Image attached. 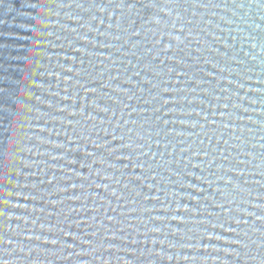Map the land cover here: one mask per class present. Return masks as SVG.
Instances as JSON below:
<instances>
[{"label": "water", "instance_id": "1", "mask_svg": "<svg viewBox=\"0 0 264 264\" xmlns=\"http://www.w3.org/2000/svg\"><path fill=\"white\" fill-rule=\"evenodd\" d=\"M0 264H264V0H0Z\"/></svg>", "mask_w": 264, "mask_h": 264}]
</instances>
